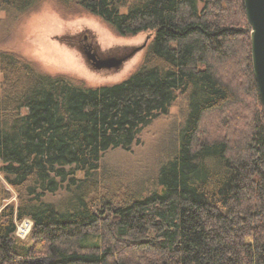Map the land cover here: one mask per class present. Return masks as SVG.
Instances as JSON below:
<instances>
[{"label":"trees","instance_id":"1","mask_svg":"<svg viewBox=\"0 0 264 264\" xmlns=\"http://www.w3.org/2000/svg\"><path fill=\"white\" fill-rule=\"evenodd\" d=\"M57 1L152 37L134 72L96 87L0 51V175L16 193L4 205L0 178V264H264V116L243 0ZM178 99L176 146L150 186L107 179L103 154Z\"/></svg>","mask_w":264,"mask_h":264},{"label":"rangeland","instance_id":"2","mask_svg":"<svg viewBox=\"0 0 264 264\" xmlns=\"http://www.w3.org/2000/svg\"><path fill=\"white\" fill-rule=\"evenodd\" d=\"M83 35L106 57L130 56L118 68H91L79 48ZM151 37V32L118 36L98 17L75 4H62L57 0H41L21 14L3 10L0 5V51L13 52L40 72L63 75L88 87L111 85L126 79L141 64ZM181 101L178 99L167 113L141 128L129 149L104 153L101 173L125 186L141 190L149 187L159 165L174 152L176 133L184 116ZM209 125L214 128V124ZM2 184L9 193L3 204L15 205L16 193L3 179Z\"/></svg>","mask_w":264,"mask_h":264},{"label":"water","instance_id":"3","mask_svg":"<svg viewBox=\"0 0 264 264\" xmlns=\"http://www.w3.org/2000/svg\"><path fill=\"white\" fill-rule=\"evenodd\" d=\"M243 5L249 25L251 65L264 116V0H243ZM129 56L99 60L93 65L96 69L118 68Z\"/></svg>","mask_w":264,"mask_h":264},{"label":"flooded vegetation","instance_id":"4","mask_svg":"<svg viewBox=\"0 0 264 264\" xmlns=\"http://www.w3.org/2000/svg\"><path fill=\"white\" fill-rule=\"evenodd\" d=\"M79 48L87 64L91 68H94V69L96 68L94 67L93 64L96 61L107 60L111 58L119 59L123 57V56L122 57H108V56L106 57V55L100 53L94 46H92L91 43L88 42V36L86 35H83L82 40H81V46ZM105 69H108V68H105ZM96 70H100V69H96Z\"/></svg>","mask_w":264,"mask_h":264},{"label":"built area","instance_id":"5","mask_svg":"<svg viewBox=\"0 0 264 264\" xmlns=\"http://www.w3.org/2000/svg\"><path fill=\"white\" fill-rule=\"evenodd\" d=\"M32 221L28 218L22 219L16 223L15 236L20 240H25L31 231Z\"/></svg>","mask_w":264,"mask_h":264}]
</instances>
